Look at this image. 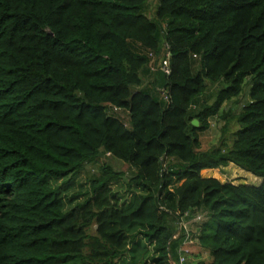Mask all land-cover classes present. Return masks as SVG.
<instances>
[{
	"label": "trees",
	"instance_id": "obj_1",
	"mask_svg": "<svg viewBox=\"0 0 264 264\" xmlns=\"http://www.w3.org/2000/svg\"><path fill=\"white\" fill-rule=\"evenodd\" d=\"M146 4L0 0V264H122L136 235L154 244L143 264H178L185 234L171 220L192 215L211 256L195 264H264V0H157L153 17ZM149 52L168 54L169 74ZM244 87L231 144L200 149ZM105 153L139 191L118 206L109 184L122 172L105 163L66 211L53 182ZM229 163L260 181L200 177Z\"/></svg>",
	"mask_w": 264,
	"mask_h": 264
},
{
	"label": "rangeland",
	"instance_id": "obj_2",
	"mask_svg": "<svg viewBox=\"0 0 264 264\" xmlns=\"http://www.w3.org/2000/svg\"><path fill=\"white\" fill-rule=\"evenodd\" d=\"M156 4L157 0H147L146 13L149 17L154 16ZM154 56L155 57L150 59L148 67H157L159 57L156 58L157 56ZM142 78L144 83H146L149 76L147 73H143ZM218 88L219 85L217 84L209 86L204 97L207 102H211V97ZM247 101V87H244V91L238 97L223 104L219 114L210 118L209 128L204 132H201L200 149L206 150L218 145H223L220 141L227 143L228 145L231 144V133L239 127L236 116ZM108 113L126 120V111L109 109ZM105 163L109 164L114 170L122 172L121 177L118 180L109 184L110 193L113 195L112 200H116L120 207H125L131 201L133 194L139 191V189L136 187H130L128 190V179L131 173L130 168L127 164L105 153L94 162L84 163L82 169L77 175L71 180H68V182H61L60 180L53 182V185L60 186L59 193L64 199V208L66 211L75 208L77 204H82L85 199L90 197V180L100 175V167ZM200 177L215 178L219 182L231 181L232 183L257 184L260 181L259 177L232 163L227 164L220 170H202ZM196 220L197 219L195 216L193 217V215L188 218H183L185 229L183 227L179 228V219L173 217L171 220V229L175 232V235L176 233L185 234L179 250V255L185 258L186 264H195L198 261H209L211 257L208 250L202 247L197 240L200 223ZM95 228L96 223L93 221L85 228V233L89 236H93L96 234ZM138 228L142 229L141 226H138ZM138 228L132 227L129 230V233L132 231L136 232ZM85 241L87 245L84 247V252L87 253L89 251L90 245L88 246V243L90 242V238L87 237ZM127 247L128 248L124 250L123 255L117 259V261H120L122 264H143V262H147L151 258L154 244L148 242L141 235H136L135 242H133V244L129 243Z\"/></svg>",
	"mask_w": 264,
	"mask_h": 264
},
{
	"label": "built area",
	"instance_id": "obj_3",
	"mask_svg": "<svg viewBox=\"0 0 264 264\" xmlns=\"http://www.w3.org/2000/svg\"><path fill=\"white\" fill-rule=\"evenodd\" d=\"M148 55L151 57V59L154 57V54L153 52H149ZM151 69L152 70H155L156 67L155 66H151ZM157 69H160L162 72H164L165 74H169L170 72V67H169V61H168V54L166 53L165 56L161 57L157 63ZM163 92V91H162ZM187 213H185L186 215ZM183 218L184 217H180L179 218V221H178V225H179V228H184L185 229V225H184V221H183ZM196 219H199L200 216H196L195 217ZM176 236V235H175ZM174 236V237H175ZM185 263V258L181 255H179V263L178 264H183Z\"/></svg>",
	"mask_w": 264,
	"mask_h": 264
},
{
	"label": "water",
	"instance_id": "obj_4",
	"mask_svg": "<svg viewBox=\"0 0 264 264\" xmlns=\"http://www.w3.org/2000/svg\"><path fill=\"white\" fill-rule=\"evenodd\" d=\"M192 123H193L194 125H197V124H198V122H197L196 119L192 120Z\"/></svg>",
	"mask_w": 264,
	"mask_h": 264
}]
</instances>
